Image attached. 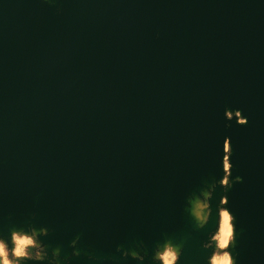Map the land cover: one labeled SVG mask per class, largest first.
Listing matches in <instances>:
<instances>
[{
  "label": "water",
  "instance_id": "95a60500",
  "mask_svg": "<svg viewBox=\"0 0 264 264\" xmlns=\"http://www.w3.org/2000/svg\"><path fill=\"white\" fill-rule=\"evenodd\" d=\"M226 136L233 255L264 264V0H0L5 235L35 213L50 248L80 236L69 264H136L117 245L165 236L205 264L222 189L203 230L185 201L222 175Z\"/></svg>",
  "mask_w": 264,
  "mask_h": 264
},
{
  "label": "clouds",
  "instance_id": "9594fccd",
  "mask_svg": "<svg viewBox=\"0 0 264 264\" xmlns=\"http://www.w3.org/2000/svg\"><path fill=\"white\" fill-rule=\"evenodd\" d=\"M224 118L226 121L235 120L239 126L248 122L241 111L236 109H225ZM231 155V138L226 136L220 160L222 175L219 179L205 181L200 188L191 192L185 201V211L192 218L196 229L203 230L213 220L214 194L217 188L222 189L215 206V226L206 232V238L200 245L206 253L205 264H237V257L233 255L237 242L236 217L229 210L227 193L234 184L242 182V177L232 176ZM34 219L35 213H32L23 226L10 227L6 235L0 229V264H69L72 257L81 255L77 248L79 235L69 242L71 253L62 254L61 247L50 248L44 242L43 238L49 235V229L45 226H35L32 223ZM115 250L120 254V259L132 260L136 264H145L146 260H150V264H180L183 243L165 236L154 243L150 253L142 240L129 247L117 245ZM88 259L96 261L100 258L89 254Z\"/></svg>",
  "mask_w": 264,
  "mask_h": 264
},
{
  "label": "bare ground",
  "instance_id": "6f19581e",
  "mask_svg": "<svg viewBox=\"0 0 264 264\" xmlns=\"http://www.w3.org/2000/svg\"><path fill=\"white\" fill-rule=\"evenodd\" d=\"M189 218H190V220L192 221V223H194L193 220H192V218H191L190 216H189Z\"/></svg>",
  "mask_w": 264,
  "mask_h": 264
}]
</instances>
